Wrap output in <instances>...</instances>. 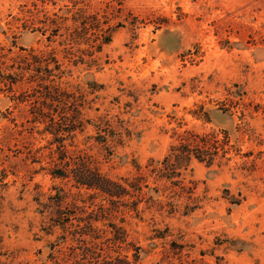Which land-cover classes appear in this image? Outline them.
<instances>
[{"label":"rangeland","instance_id":"obj_1","mask_svg":"<svg viewBox=\"0 0 264 264\" xmlns=\"http://www.w3.org/2000/svg\"><path fill=\"white\" fill-rule=\"evenodd\" d=\"M79 8L106 10L112 28L93 57L43 34L58 16L73 27ZM53 52L72 98L40 96L28 72L2 82L32 61L54 67ZM78 109L84 131L64 141L68 154L131 192L145 176L139 196L52 175L63 164L45 127ZM189 130L228 152L193 160L182 188L152 169ZM113 225L126 229L116 245ZM89 246L131 261L139 251L137 264H264V0H0V261L68 264Z\"/></svg>","mask_w":264,"mask_h":264},{"label":"trees","instance_id":"obj_2","mask_svg":"<svg viewBox=\"0 0 264 264\" xmlns=\"http://www.w3.org/2000/svg\"><path fill=\"white\" fill-rule=\"evenodd\" d=\"M58 17L59 19L57 20L52 19L48 27L43 30V34H46L48 30L52 31L48 36L50 41L54 36L59 35L61 37V45H71L69 49H72L76 44H82V42H84L89 45V55L93 57L96 52L102 51L104 45L110 43L112 40V28L106 27V10L105 13L102 14L101 12L87 13V11L82 8L77 9L72 15L73 27L66 25L65 21L68 20L69 17ZM62 29H65V31L63 32ZM66 48L68 47L66 46ZM52 55L55 56V53L53 52ZM80 57L81 60H84L83 56ZM54 60V67L51 66L52 61L29 62L28 67L25 69L19 72L16 71L12 74L8 73L7 75H3L2 82L12 88L13 85L22 80L28 72L29 76L27 78L30 81H38V84L42 87L40 96L43 95L52 102L60 101L65 97L72 98L73 95L71 94L73 93L66 91L61 92L58 85L55 83V77H52L59 75V73L56 74V70L60 71L63 65L56 56ZM93 61L95 60L93 59ZM46 81L50 82L46 83ZM32 113L33 122H42L43 118L47 115L40 106H34ZM77 115L75 119L74 117H67L66 121L69 120V123L66 125H49L45 127L46 131L54 135V142L57 143V150L55 152L58 153V159L63 164L62 168L53 170L52 175L54 177L65 178L73 174L79 185L89 189L99 190L111 197V199L115 196L121 198L124 195H130L132 197L139 196L138 193L143 189L141 180H145V176L138 177L135 182L129 183L134 191L131 192L120 181L114 180L101 173L99 169H94L86 165L81 156H71L68 154L64 141L74 137L78 130L84 131V123L80 117L81 111L79 109L77 110ZM48 117L50 120H54L52 115L48 114ZM53 123L55 124V121H53ZM221 149L223 150L224 147H221L218 142H215L212 147L209 146L207 135L201 136L195 131L189 130L187 131V135L180 139L179 143L171 145L169 152L162 161V165L160 167H154L152 172L160 175L161 179L166 178L170 180L173 185H182V188H185L186 184L181 178L183 176V171L190 168L193 160L196 159L211 166L219 158ZM227 152V150H224L221 156L224 157ZM67 158L69 160H66ZM71 164H74V167L69 169ZM122 179L125 182H129V179L126 177ZM138 203V198L133 201V204ZM113 228L115 231L114 237L110 239L113 240L116 245L125 240L121 234H126V229L118 225H113ZM106 242L109 245V240ZM104 250V246H89L83 253V256H86V260L85 258L75 259L68 264H137L140 258L139 251L135 255V261H131L127 256L118 255L113 257L107 252V249L106 251ZM50 258L52 259L51 264H62L53 254H51ZM0 264L10 263L0 261Z\"/></svg>","mask_w":264,"mask_h":264}]
</instances>
